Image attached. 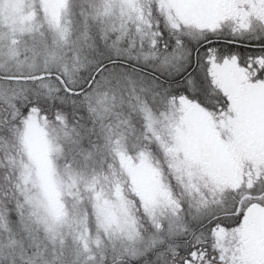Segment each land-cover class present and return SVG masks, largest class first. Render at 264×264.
I'll use <instances>...</instances> for the list:
<instances>
[{"label": "snow or ice", "instance_id": "1", "mask_svg": "<svg viewBox=\"0 0 264 264\" xmlns=\"http://www.w3.org/2000/svg\"><path fill=\"white\" fill-rule=\"evenodd\" d=\"M0 264H264V0H0Z\"/></svg>", "mask_w": 264, "mask_h": 264}]
</instances>
